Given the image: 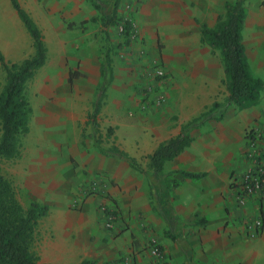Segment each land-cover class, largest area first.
<instances>
[{
    "label": "crops",
    "instance_id": "1",
    "mask_svg": "<svg viewBox=\"0 0 264 264\" xmlns=\"http://www.w3.org/2000/svg\"><path fill=\"white\" fill-rule=\"evenodd\" d=\"M98 1L102 12L89 0H18L43 34L47 74L59 61L69 79L80 72L72 79L80 80L77 96L69 90L66 104L67 112L79 115L56 116L69 128L58 143L48 133L53 148L45 173L69 167L72 155L75 190H69L71 172L66 181L62 172L56 175L63 177L60 184H28L33 201L49 208L37 230L39 262L120 264L129 256L133 264H161L151 254L155 239L167 264H264V229L250 238L245 228V218L258 213L256 202L240 207L233 187L248 166L245 152L257 133L264 156V91L259 104L246 109L230 102L221 52L203 33L225 15L227 2H243V42L253 73L264 80V42L260 34L253 40L246 35L248 26L262 20L261 0ZM128 21L136 36L127 43L117 27ZM251 43L256 48L249 54ZM0 51L11 63L35 53L12 0H0ZM157 65L167 72L164 81L152 77ZM79 119L87 128L84 148L77 146ZM183 130L192 137L190 145L157 171L151 155ZM94 179L103 190L81 198ZM102 205L115 216L113 228L106 227L109 213Z\"/></svg>",
    "mask_w": 264,
    "mask_h": 264
},
{
    "label": "trees",
    "instance_id": "2",
    "mask_svg": "<svg viewBox=\"0 0 264 264\" xmlns=\"http://www.w3.org/2000/svg\"><path fill=\"white\" fill-rule=\"evenodd\" d=\"M102 12L98 0H89ZM19 16L31 36L35 53L21 62L11 63L0 51V64L6 71V81L0 91V158L13 160L22 154V137L30 130V116L33 108L27 94L28 83L45 65L48 57L43 34L29 14L21 8L18 0H12ZM246 10L243 2L226 3L225 15L219 17L214 28L204 27V40L221 52L229 90V101L239 109L259 104L264 80L253 73L243 42V28ZM116 21V20H115ZM130 24L123 34L129 42ZM80 75L71 73L70 79ZM99 103L95 105V114ZM192 141L186 130L182 134L162 143L151 155V165L161 171L168 160L182 153ZM130 163L139 168L136 161L128 157ZM194 176V175H192ZM48 206L32 201L26 208L18 197L13 181L0 168V264H41L36 252L38 226L48 214ZM81 264H92L83 261Z\"/></svg>",
    "mask_w": 264,
    "mask_h": 264
},
{
    "label": "rangeland",
    "instance_id": "3",
    "mask_svg": "<svg viewBox=\"0 0 264 264\" xmlns=\"http://www.w3.org/2000/svg\"><path fill=\"white\" fill-rule=\"evenodd\" d=\"M258 6L263 16L261 18L262 20L257 26L254 27H252L251 25L248 26L246 35L248 36L249 39L253 40V36L260 34L262 37V41L264 42V0L259 1ZM93 27L100 28L98 25L96 26L93 25ZM86 28L89 27L86 26ZM97 33L100 32L99 31L96 32L95 35ZM91 44H92V37L90 38L88 45ZM251 44L252 45L249 44L247 45L249 54H251V51L252 50L254 51V49L256 48L255 44L253 43ZM103 47L106 50L107 47H109L108 38H105ZM57 61H58L57 59L54 60L53 62L54 65L57 64ZM48 71L49 74H47L48 73L47 66L40 69L35 75V77L28 83L27 86L28 98L30 100L32 107L34 108V110L35 109L36 110L33 111L30 116V122H29L30 130L28 134L22 137L23 146H22L21 156L13 160L0 158V168L2 169V172L6 174L13 181L18 197L20 198L21 202L26 208L35 199V196L31 194V190L28 188V184L31 181L35 183L36 181L41 180V182H43V183L40 182L42 185L44 184L46 185L49 182L52 184L53 182L55 184L56 183L60 184L61 180H63L61 178L63 177L57 178L56 175L62 172L65 175V181H66L68 180L67 175H69L71 172V176L69 180L70 181L69 190L70 191L75 190L74 187L76 186V181L73 183V180L77 179V171H78L76 169L77 160L72 155H70L71 160L69 162V167L67 166V164H64L62 171L57 170L52 175L45 173L48 167L47 166L48 159L52 155V153L49 151H51L53 148V145L47 142L48 140L47 137L49 135L48 133H50V138L51 140H53V142H57V143L62 142V138L64 137L63 132L64 130L67 131V129L69 128V124L68 125L58 124L55 121V119L57 115L60 116L62 115L66 117L67 113H69L71 119H75L77 117L78 113H76L75 111L67 112L66 104H67V100L69 99L68 98L69 90L71 96H77L78 91L76 90V86L79 84L80 80L79 78H76L74 79V81L72 80L73 83H71L69 79L68 69L67 67H63L60 61L55 69ZM262 71L264 74V67ZM50 72H54V75L50 74ZM48 75L51 76L50 82H48L49 80H47L46 77ZM5 81H6V71L3 68L2 64H0V91L3 85L5 84ZM71 106H75L79 109L77 103H73V105H70V107ZM75 127L77 131V135L79 137V143L77 146L84 148L85 145H82L83 143H80V140H82L83 137L86 136L87 128L81 122L80 119L77 121V123H75ZM0 137H1V126H0ZM61 149H62L61 146H59V150ZM59 155L62 156L63 158L64 153L60 152ZM64 158H67V155L64 156ZM72 170L75 174L72 173ZM31 172L32 173L41 172L43 176L40 177L39 179L36 177L35 179H31L29 177V174ZM51 177H55V178L51 179Z\"/></svg>",
    "mask_w": 264,
    "mask_h": 264
},
{
    "label": "built area",
    "instance_id": "4",
    "mask_svg": "<svg viewBox=\"0 0 264 264\" xmlns=\"http://www.w3.org/2000/svg\"><path fill=\"white\" fill-rule=\"evenodd\" d=\"M130 33L129 39L131 40L136 36V26L129 22ZM127 23H120L117 29L118 32L124 34ZM152 77L160 81H164L167 78V72L161 65L155 66ZM246 160L248 161L247 168L241 173V175L234 180L235 200L240 207H245L250 199H254L258 213L254 216H247L245 218V228L247 235L250 238H257L264 229V156L259 149V134L253 135L248 142V146L245 152ZM102 186L99 180L94 179L89 184L88 188L83 189L80 196L96 194L102 191ZM79 199H76L73 206L78 207ZM105 212L109 213V217L106 222L107 228H113L115 220L114 214L108 211L107 207L102 205ZM151 254L161 264H167L164 254L161 250L159 243L153 239L151 241ZM120 264H133L129 256L123 257Z\"/></svg>",
    "mask_w": 264,
    "mask_h": 264
}]
</instances>
